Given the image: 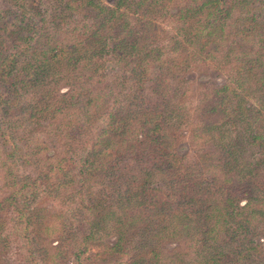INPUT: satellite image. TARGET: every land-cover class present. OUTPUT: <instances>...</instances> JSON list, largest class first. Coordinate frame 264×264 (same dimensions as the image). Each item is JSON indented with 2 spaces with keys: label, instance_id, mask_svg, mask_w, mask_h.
<instances>
[{
  "label": "rangeland",
  "instance_id": "374dc122",
  "mask_svg": "<svg viewBox=\"0 0 264 264\" xmlns=\"http://www.w3.org/2000/svg\"><path fill=\"white\" fill-rule=\"evenodd\" d=\"M97 1L111 10H118V2ZM158 1V6L148 10L136 8V5H120V12L118 10L115 15L102 12L104 8L86 9L79 4V8L68 13L67 24L58 28L47 16L53 14V8L57 6L53 0H0V48L5 52L18 50L20 43L31 36V52L34 50L44 59L54 55L55 48L71 41V31L86 36L95 29L96 22L102 24L99 32L103 33L100 35L106 44L100 54L96 55L97 49L94 50L95 56L85 51L84 59L76 60L71 66L69 79H62L55 91V95H63L71 88L82 92L80 97L69 100L64 109L70 112L75 123L66 124L68 119L51 121L54 123L51 133L59 140L54 147L46 143L36 146L21 142L28 146L30 154H35L34 161L38 166L33 174L41 193L39 205L32 215L31 212L27 214L31 216L25 223L15 217L18 203L12 201L13 189L0 166V264H28L20 243L23 235L19 233V228L28 223L31 234L27 231L26 235L34 240L32 248L39 264H213L214 257L215 264H264L263 253L251 255L252 258L249 255L254 252L250 251L243 256L237 251L233 254V249H228L224 243L220 244L225 247L223 254L210 252L212 242L207 230L212 228L221 242L228 238L220 228L224 227V222L216 215H211L213 217L205 224L197 220L198 216L183 219L185 216L177 214L164 222L158 216L155 220L148 218L152 207L148 203L144 204L138 218L136 214L130 216L129 208L113 209L115 213L109 215L103 211L105 206L116 207V203L111 200L109 205L99 203L97 192L103 190L106 168L110 164L126 162L134 168L143 163L147 167L153 165L146 142H142L139 151L136 144L149 136L147 123L143 120L147 122L150 116L160 129L165 130L179 164L185 165L181 178L192 179L203 189L216 192L220 179L238 173L240 168L234 170L237 168L234 162L226 165L224 153H206L208 141L199 135L203 124L220 119L216 127L221 125L222 133L217 129L214 136L223 135L228 143L233 142L241 148L240 165L247 163L252 171V176L247 178L256 188L264 189V150L260 146L264 140V0H218L217 9L209 18L203 7L205 0H175L174 4L167 5L164 0ZM34 4H38L34 8H38L40 14L34 12ZM187 8L190 9L188 12ZM21 10L24 17L20 15ZM43 12L46 23L40 21ZM20 22L30 25L20 28ZM206 22L207 26H204ZM115 26L120 27L119 39L127 31L134 30L133 35L143 45L123 47L120 44L117 51L115 45L118 43H113L117 36ZM189 26L195 27L192 31H197V35L182 31ZM211 28L216 30L208 38H214L212 47L211 41H200L205 38L201 37L205 36L204 32ZM89 39L87 36L85 42ZM81 42L83 46L84 39ZM43 50L46 54L41 55ZM67 51L71 57L78 56V51L73 54L70 47ZM30 54L20 57L18 66L26 61L33 62ZM207 55L212 56L211 59H204ZM230 64L235 68L231 69ZM141 70L144 72L138 81L135 75ZM162 85L168 95L163 94ZM224 86L230 90L225 103L218 106L220 113L205 117L200 113L201 108H205V93L210 94ZM219 94L217 101L223 96ZM161 101L167 103L166 110H149ZM142 107V116H146L143 120L132 111L139 112ZM126 121L130 122L131 129L118 127ZM47 124L43 121L35 125V136L45 131L42 127ZM65 134L69 138H65ZM85 151L90 154L89 163L83 165L87 167L88 177L79 188L75 187L78 179H73L71 174L82 166L81 156ZM157 174L151 173L150 178L144 177L145 180L139 182L142 186L149 182L150 188L161 189L166 179ZM21 192L18 196L23 194ZM74 192L77 198H89V219L94 220H91L94 224L92 232L82 243L73 241L79 233L70 230L68 225V211L73 204L69 197L75 198ZM245 204L241 200L236 206ZM243 209L244 224L254 228L251 235L264 248V215L255 204L249 203ZM237 210L240 212L235 208ZM132 224L134 228L119 244L123 228H130ZM75 242L79 247L74 246Z\"/></svg>",
  "mask_w": 264,
  "mask_h": 264
},
{
  "label": "trees",
  "instance_id": "16d2710c",
  "mask_svg": "<svg viewBox=\"0 0 264 264\" xmlns=\"http://www.w3.org/2000/svg\"><path fill=\"white\" fill-rule=\"evenodd\" d=\"M53 1L57 3V6L53 8V14H49L47 16L52 24L57 23L58 28L67 24L66 20L67 16H69L68 13L73 12V9L75 10L79 8V4H83L86 9L104 8L105 10H102V12H107L108 14L113 15H115L118 10L120 12V7L123 5H136V8L144 7L146 10L159 5L158 0H113L114 2H118L119 7L118 10H111L97 0ZM163 2L164 4L166 3V5L167 3L174 4L175 0H164ZM186 4L187 2L185 5ZM217 4L218 0H205L203 3V7H205L208 13V18L213 16L212 11L214 12L217 9ZM34 7H38V4H34L32 8L36 14H40L39 10H37L38 8ZM188 10L190 9L187 8L186 11L188 12ZM44 12L41 14L43 15V18H41L40 21L46 23V15ZM35 13L33 15H36ZM22 14L23 16L21 17H24V12L21 10L20 15ZM119 14L122 15V13ZM17 17L20 16L17 15ZM19 25L21 26L20 28H22V26L28 27L30 24L20 22ZM205 25L207 26V22L204 26ZM101 26L102 24L100 22H96L94 25L95 29L90 30L89 34L86 36L75 33V30L71 31V41L66 45L62 44L58 46L55 48L54 55H47L44 59H41V57L34 52V50L31 52V46H33L29 43L31 36H27L23 43H20L18 50L13 53L5 52L2 48H0V155L2 161L0 166L3 170L2 172L4 173L7 183L13 189L12 201H16L18 203V210H16L14 214L20 222L25 223L27 218L32 215V212L34 213V209L37 208L36 206H38L41 201V193L38 192L37 180L34 178L33 174L38 166V163L35 162V154H30L28 152V146L23 143L28 142L31 145L36 146L37 144L44 146L46 143V145H53L54 147L56 142L59 140L56 139L54 133H51L52 130L50 129L54 128V123L51 121L56 122L57 120L68 119L66 124L70 123L73 125L75 123V121L70 118L71 116H69L70 112L64 111V109H67L69 100L74 99L77 96L80 97L82 92H80L77 88H69L70 91H67L63 95H55V91L62 79H69V75L73 70H71V66L75 65L80 58L84 59L85 51L92 53L94 56V50L96 49V55L97 53L100 54L103 52L106 44L105 40L103 41V37L100 35V33H103L99 32L101 31L99 30V27ZM115 27L117 32L115 35L117 36L113 38V43H118L117 46L115 45V49L117 51H119L118 46L120 44L121 46L123 45V47H134L136 45L137 47H140V45H143L142 41L140 44V42L136 40L135 35H133L134 30L127 31L125 36L119 39L118 29L120 27ZM212 28L204 32L205 36H201L205 38H200L201 43L211 41V47L214 43V38H208L212 37L216 31ZM192 30H195V27L193 28L192 26L190 28L189 26V28H184L182 31L187 33L191 31L192 33H195L194 35H197V31ZM30 31H33V29L31 28ZM87 36H89L90 39L85 42ZM48 37L49 36H47V38ZM82 38L84 39L83 46L81 42V40H83ZM124 38L128 39L129 42ZM69 47L73 50V54L78 51V56L71 57L67 51ZM29 53L33 56V62L26 61L25 64L18 66V59L20 57H27ZM44 53L46 54V51H40L41 55ZM209 55L204 56V59H211L212 56ZM230 65L231 69L235 68L234 64ZM143 72L144 71L142 70L138 71L137 75H135L138 77V81H141V75ZM62 73H65L64 77L61 76ZM139 83L142 84V82ZM160 88L164 90L162 91L163 94L168 95V90L165 88V85H162ZM172 89L176 90L175 87ZM228 89L229 87L227 88L224 86L220 90H213L210 94L205 93L204 102L206 104L204 106L205 108H201L200 113L205 115V117L210 113H212V117L214 113H220L218 106H220V104H224L228 98ZM219 93L223 96H221V99L217 101V96L220 95ZM132 99H135V97ZM143 101H145V99H143ZM143 101H141L142 104H144ZM130 104L132 105L133 103L130 102ZM166 104L167 103H163V101L158 104L155 103L150 106L149 110H166L168 107ZM147 107L149 106L147 105ZM139 109H141L139 112L131 110L133 113H138L137 116L142 120L146 119V116H142L144 115L143 107ZM144 110H146L145 107ZM149 118L150 119L147 122L143 120V122L147 123L145 127L149 136H146L144 140L139 141L136 144H138L139 151V149H142L140 146L142 142H146L147 149L149 154L151 153L150 155L152 157L150 162H152L153 165L147 167V165L143 163V165L139 164L138 167L135 166L134 168L131 166L129 167L126 162L122 164H110L109 167L106 168L103 190L101 192H97V195L99 203L109 205L110 202L108 201L111 200L113 203H116V207L112 206V208H109L105 206L107 209L104 208L103 211H106L109 215H113L115 213V209L124 210L129 208L130 216L135 217L136 214V217L138 218L142 215H139L138 213L143 211L142 209L145 207L144 204L148 203L152 206L148 217L151 218V220H155L158 216L165 222L169 220L170 216L177 214L178 216H185L183 219H189L188 217L195 218L198 216L197 220L200 223L205 224L213 217L211 215H216V218H219L224 222L223 225L225 228H220L222 229V232L224 231L225 237L228 238L226 241H223V239L221 242L219 235L215 237V232L212 228L211 230H207V235L212 242L209 248L210 252L214 254H223V249L225 247H221L220 244L224 243V245L226 244V246H228V249H233V254H236L234 251H237L238 254L243 256L248 255L249 251L254 252L255 254L251 253L249 255L251 258L253 257L251 255H257V253L258 255L261 253L264 254V248L261 247L259 242L254 240V235H251L254 228L251 229V227L246 226L243 222L245 219H242L243 217L245 218L243 208L249 203L253 205L255 204L256 207H259L261 215H264V189L256 188V186H254L247 178L248 176H252V171L247 163L242 162L240 165L239 153L241 154L242 152L241 148L237 147V145L233 142L228 143L224 139L223 135L221 136L220 134H217L215 135L216 137L214 136L213 133L216 132L217 129L220 132L222 130L221 125L216 127V122L219 123L220 119L211 123L209 122L203 124L199 135L208 141V146L206 147L207 149H204H206V153L210 154L221 155L224 153L227 158L226 165H232V162H234L237 167H234V170L238 168L240 169L237 170L238 173H235L232 176L228 175L229 177L220 179L219 191L212 192L209 188L205 187V189H203L200 183L193 182L192 179L184 178V180L181 178L185 165L179 164V159L173 152L171 142H169L170 139L168 136H165V130L160 129L153 122L154 117L150 116ZM43 121L48 122L46 127H42L45 131L40 132L38 136H35L36 127L34 128V126L39 125ZM118 127L125 128V130L127 128L131 129V124L126 121L125 125H120ZM207 136L208 139L206 138ZM211 137H213V142H210ZM65 138H69V135L65 134ZM260 146L264 150V140ZM237 148L238 150H236ZM131 151L133 154H136L134 149ZM83 153L84 154L81 156L82 166L79 169L73 170L71 174L73 179H78L77 181L79 183L76 184L75 187L79 188H82V185L86 183V179L88 177V173L86 171L87 167H83V165L89 163L88 156L90 154L87 151ZM20 171L21 174H19ZM245 171L248 173H245ZM151 173H158L157 175L166 179L164 186H160L161 189L156 187L150 188L148 185L149 182L145 186H142L143 183L139 182L143 179L145 180L147 177L150 178ZM20 192L23 194L18 196ZM74 194L75 198L69 197V201L73 204L71 209L68 211V225L70 230L73 231L74 229L75 232L77 231L79 233V235L75 234L76 238H73V241L82 243L85 237L89 236L90 232H92L94 224L91 222L93 219H89L88 214L91 209L88 207V203L90 202L89 198L85 195L84 199L82 197L77 198L76 192H74ZM241 200H244L246 204L243 206L237 205V207L236 203ZM235 208H238L240 212L238 210L236 212ZM30 212L31 215L27 216ZM237 215L239 217L241 216V218L237 219ZM133 226L134 225L132 224L130 228H123L122 231L124 232L120 233L121 237H119V244L122 243L123 240L125 241L126 234L130 232ZM27 231L31 234L29 223L27 226L19 228L20 235H23V238L20 240L21 246L25 249L28 264H39L38 261L35 260L37 259V256H35V252L32 248L34 240L29 235H26ZM150 232L151 231H149L148 234ZM76 242L74 246L79 247L76 246ZM212 260L215 261L212 262L213 264L217 263L216 257Z\"/></svg>",
  "mask_w": 264,
  "mask_h": 264
}]
</instances>
